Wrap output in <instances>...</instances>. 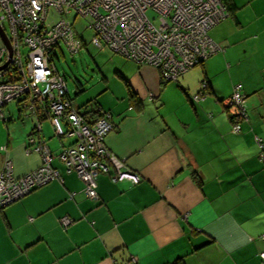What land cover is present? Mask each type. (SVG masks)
Masks as SVG:
<instances>
[{
	"label": "crops",
	"instance_id": "crops-1",
	"mask_svg": "<svg viewBox=\"0 0 264 264\" xmlns=\"http://www.w3.org/2000/svg\"><path fill=\"white\" fill-rule=\"evenodd\" d=\"M230 3L233 10L208 31L220 51L200 71L179 76L176 88H167L158 70L122 57L111 74L120 88H99L83 102L86 109L71 100L80 113L110 115L105 146L140 178L135 185L99 175L97 198H87L56 157L74 139L49 146L42 134L43 125L52 126L49 117L36 120L14 101L17 119L31 126H10L0 168L7 159L16 178L38 168L32 138L52 155L59 180L0 208V264H264V159L256 144L264 139V87L243 84L247 117L232 121L224 106L232 92L220 95L213 83L244 62L264 78V0ZM200 76L207 90L195 103L200 88L191 78ZM62 218L70 220L65 227Z\"/></svg>",
	"mask_w": 264,
	"mask_h": 264
},
{
	"label": "built area",
	"instance_id": "built-area-1",
	"mask_svg": "<svg viewBox=\"0 0 264 264\" xmlns=\"http://www.w3.org/2000/svg\"><path fill=\"white\" fill-rule=\"evenodd\" d=\"M226 17L220 0H0V29L11 47L9 62L0 70V112L9 102L20 101L35 118L47 115L57 138L74 139L73 145L61 148L56 157L66 173H74L83 183L87 198H97L99 175L112 183L135 185L140 178L105 146V136L114 129L110 115L101 110L96 115H84L71 103L65 81L52 64L55 50L61 53L60 46L64 45L70 54L76 53L81 48L78 38L83 40L81 33L88 32L89 43L96 49L150 66L160 72L163 82H174L220 51L208 31ZM76 19L83 21L79 31ZM5 56L0 39V64ZM200 85L203 90L205 84ZM202 92L191 101H203ZM244 103L238 86L224 106L234 120H246ZM39 130L37 124L34 131ZM231 131H239L237 122ZM29 144L40 155L41 163L16 178L10 162L4 160L0 208L59 180L51 167L53 157L43 143L35 144L30 138ZM256 144L263 148L260 138ZM60 223L65 227L70 220L62 218ZM259 256L264 262V253Z\"/></svg>",
	"mask_w": 264,
	"mask_h": 264
},
{
	"label": "rangeland",
	"instance_id": "rangeland-1",
	"mask_svg": "<svg viewBox=\"0 0 264 264\" xmlns=\"http://www.w3.org/2000/svg\"><path fill=\"white\" fill-rule=\"evenodd\" d=\"M72 18L73 15L70 16V20H72ZM81 21L80 19H76L75 24H83V21ZM90 36L91 33H84L83 36H80L83 37V40L78 38L80 40L81 48L76 53L70 54L65 46L61 45V53L58 52V50H55V57L52 58V64L57 73L63 77L66 84L68 96L72 100L74 105L83 104V102H85L89 97H93V95L99 88H120L118 84H116V80H114V78L112 79L111 74H113L114 70L113 61L114 63H116L115 61L117 59H124L116 54H111L110 52L106 51V49L102 50V52L93 47L89 43ZM245 63L246 62L241 65L239 70L231 72V74L233 73V75H231V78H229V76L227 77L225 74H217V77L214 76L213 83L215 87H219L220 95L227 94L229 90L233 92V88H236L238 86L240 87L239 93L243 95L244 90L241 89V87L244 85H249L251 84V82L256 83V81L259 83L258 85H262L264 87V78L261 79L262 76L261 74H259L260 72L255 67L249 68V65H246ZM200 67L201 66L198 65L189 69L188 71H200ZM103 77L107 79L106 83L101 82V79ZM201 79V76L197 80H193V78H191V85L193 86V88H198L199 90L201 86ZM166 86L167 88H176L175 83L172 81L169 82ZM246 99L248 100L249 96ZM81 109L86 108L81 106L79 110ZM17 118L18 115L16 102L12 101L3 106L2 112H0V146L4 147L5 137L7 136V134H12V129H10V126H12V124H18L19 126H21V124L24 126H31V122L25 119L23 116H20V118L24 120L23 123H21ZM10 119L13 121L8 125L6 124V122H3ZM42 134L46 139V143L51 142V144L49 145L51 147H53L54 145L59 146L60 142L66 144L70 140H72L71 138L59 139L54 136L52 126L48 128L46 126L44 127L43 125ZM262 141L264 143V139ZM258 151L259 153L262 152L263 148H259ZM1 154L2 153L0 152V155Z\"/></svg>",
	"mask_w": 264,
	"mask_h": 264
},
{
	"label": "trees",
	"instance_id": "trees-1",
	"mask_svg": "<svg viewBox=\"0 0 264 264\" xmlns=\"http://www.w3.org/2000/svg\"><path fill=\"white\" fill-rule=\"evenodd\" d=\"M220 2H221V4L223 5V7H224V9H225V11H226V13H227V16H228V13L231 12V11L233 10V6L231 5L230 0H220ZM200 65H202V63H201ZM163 84H164V83H163ZM201 84H205V86H204V89H203V90H202V89L199 90V92L201 93V92L203 91L204 93H203V92H202V93L205 94V93H206V90H207V88H206V83H205V81H202ZM242 96H243L244 99H245V96H244V95H242ZM130 97L132 98L133 95L130 94ZM69 99H70V98H69ZM70 101H71V99H70ZM86 104H87V103H86ZM84 105H85V104H83L82 107H84ZM244 107H245V111H246L245 103H244ZM77 110H78V109H77ZM93 112H94V113H93ZM98 112H99L98 110L95 111V109H94V111H91L90 113H93L94 115H96V114H98ZM85 114L87 115V113H84V115H85ZM246 116H247V115H246ZM40 117H41V116H38V118H37V116H36V120H37V119L39 120ZM230 119H231L232 121L234 120L232 117H230ZM234 121H235V120H234ZM233 123H234V122H233ZM262 146H263V142H262ZM263 149H264V146H263ZM260 154L263 155L262 152H260ZM193 178H194V180H196L197 182H200L199 179H197L196 176H194ZM175 264H178V263H175Z\"/></svg>",
	"mask_w": 264,
	"mask_h": 264
},
{
	"label": "water",
	"instance_id": "water-1",
	"mask_svg": "<svg viewBox=\"0 0 264 264\" xmlns=\"http://www.w3.org/2000/svg\"><path fill=\"white\" fill-rule=\"evenodd\" d=\"M0 39L1 42L3 43V45L5 46V51H6V56L4 61L0 64V70L4 69L6 67V65L9 62V58L11 56V47L10 44L8 43L6 36L4 35V33L2 32V30L0 29Z\"/></svg>",
	"mask_w": 264,
	"mask_h": 264
}]
</instances>
